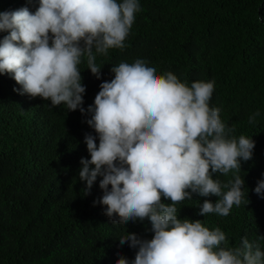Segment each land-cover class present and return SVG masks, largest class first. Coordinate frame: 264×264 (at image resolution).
Wrapping results in <instances>:
<instances>
[{"label":"clouds","instance_id":"1","mask_svg":"<svg viewBox=\"0 0 264 264\" xmlns=\"http://www.w3.org/2000/svg\"><path fill=\"white\" fill-rule=\"evenodd\" d=\"M140 11V0H39L34 13L27 7L0 11V32H7L0 39V74L11 75L21 94L90 114L86 123L99 144L85 134L90 159L81 158L78 173L85 191L101 176L105 212L121 223L147 218L154 233L151 239L121 235L120 243L137 251L133 260L121 256L114 264H264L259 244L243 237L229 247L219 227L179 218L176 205L193 194L218 198L203 200L202 216H228L248 203L241 163L252 158L255 141L234 136L221 110L210 107L214 81L189 85L137 57L113 65L114 78L101 83L93 105L83 107L79 65L86 58V68L100 79L96 54L123 49ZM260 115L257 110L249 123ZM216 173L232 179L222 183ZM254 191L264 198V179Z\"/></svg>","mask_w":264,"mask_h":264},{"label":"trees","instance_id":"2","mask_svg":"<svg viewBox=\"0 0 264 264\" xmlns=\"http://www.w3.org/2000/svg\"><path fill=\"white\" fill-rule=\"evenodd\" d=\"M141 11L123 49L96 54L101 78L79 65L85 109L103 81L114 78L113 65L144 57L159 73L172 72L188 83L214 81L210 107L221 119L255 141L253 156L241 163L247 193L228 216H202L201 197L176 205L179 218L201 220L219 227L228 246L241 238L264 250V198L254 191L264 179V0H140ZM27 7L35 12L39 0H0V11ZM7 32H0V39ZM21 86L0 74V264H114L121 256L135 258L137 249L121 244L127 231L151 239L150 221L121 223L99 203L103 194L98 175L90 191L78 177L81 158L90 159L85 134L98 136L79 109L52 107L50 101L14 89ZM261 113L256 123L249 117ZM214 179H232L216 173ZM162 202L170 203L161 198ZM118 217V214H117Z\"/></svg>","mask_w":264,"mask_h":264}]
</instances>
